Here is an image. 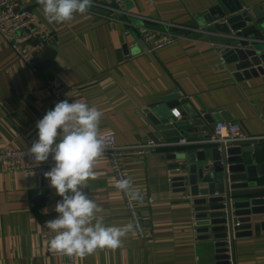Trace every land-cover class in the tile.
Listing matches in <instances>:
<instances>
[{
  "label": "crops",
  "instance_id": "obj_1",
  "mask_svg": "<svg viewBox=\"0 0 264 264\" xmlns=\"http://www.w3.org/2000/svg\"><path fill=\"white\" fill-rule=\"evenodd\" d=\"M238 1L244 8L264 3ZM18 2L50 32L47 48L55 50V57L47 61L46 48L32 72L0 38V148L30 147L37 139V121L53 109L50 79L64 87L70 102L81 99L101 110L100 129L113 133L119 146L152 140L146 112L156 107L177 115L171 120L184 123L178 138L192 144L204 141L214 123L224 120L219 110L228 119L224 121L239 124L251 136H264L259 116L264 115V74L235 79L233 65L223 63L219 47L200 36L188 35L152 51L150 42L142 40L143 28L159 29V22L207 26L202 13L214 0H124L132 17L111 11L113 0H93L87 14L67 23H49L38 0ZM173 102L177 105L170 106ZM203 112L214 123L208 125ZM173 150L161 147L122 162L132 192L139 194L135 208L144 236L133 229L119 248H98L79 257L78 264H219L213 240L192 230L190 200L171 186L167 155ZM94 173L84 190L103 209L105 224L132 225L105 156L98 158ZM60 199L44 176L0 171V264H62L61 258L46 254L42 232V224L56 217ZM251 230V235L234 239L233 264H264V230L259 222H251Z\"/></svg>",
  "mask_w": 264,
  "mask_h": 264
},
{
  "label": "water",
  "instance_id": "obj_2",
  "mask_svg": "<svg viewBox=\"0 0 264 264\" xmlns=\"http://www.w3.org/2000/svg\"><path fill=\"white\" fill-rule=\"evenodd\" d=\"M202 17L207 39L219 47L223 63L233 65L235 79L264 74V3L244 8L238 0H214ZM44 54L52 61L55 50L47 48ZM173 103L170 106L177 105ZM146 113L154 129L150 135L154 142L174 140L182 134L179 127L184 123L171 120L177 115L170 116L160 107ZM219 116L228 120L220 110ZM191 119L196 122L199 117ZM203 119L208 125L215 121L209 113H204ZM207 139L209 136L202 142L176 147L167 155L171 186L190 200L196 233L213 240L214 259L219 264H233L234 239L251 235V222H259L264 230V137L231 144Z\"/></svg>",
  "mask_w": 264,
  "mask_h": 264
},
{
  "label": "clouds",
  "instance_id": "obj_3",
  "mask_svg": "<svg viewBox=\"0 0 264 264\" xmlns=\"http://www.w3.org/2000/svg\"><path fill=\"white\" fill-rule=\"evenodd\" d=\"M93 0H38L49 23L71 22L77 14H87ZM70 95V93H68ZM72 96V95H70ZM103 113L86 101H59L37 121V139L29 155L40 165L51 156L54 165L44 173L49 186L61 197L54 206L58 214L47 221L52 235L51 251L69 257L83 258L98 248L116 249L122 238L133 230L131 224L106 225L103 209L85 192L86 181L95 178L94 167L105 151L110 133L100 129ZM115 187L132 193L129 178L119 179Z\"/></svg>",
  "mask_w": 264,
  "mask_h": 264
},
{
  "label": "built area",
  "instance_id": "obj_4",
  "mask_svg": "<svg viewBox=\"0 0 264 264\" xmlns=\"http://www.w3.org/2000/svg\"><path fill=\"white\" fill-rule=\"evenodd\" d=\"M124 0H113V6L109 9L114 11L115 14L120 16L133 15L128 13L123 8ZM149 4L151 2L149 1ZM141 17V16H138ZM141 19H144L141 17ZM160 28L146 27L141 31L142 40L150 43V50H157L161 47L169 45L188 35H196L207 39V33L202 27H187L159 22ZM129 32L125 30L127 35ZM0 38L6 42L13 50L14 54L32 72H36L37 65L35 63L37 57L47 48L51 38L42 24L37 20L34 14L26 9H23L18 0H0ZM49 95L53 98V108L59 101L67 99L64 96V87H62L57 80L50 79L47 84ZM69 101V99H67ZM70 102V101H69ZM71 103V102H70ZM260 120L264 125V115L259 114ZM107 137V147L103 152L109 162L116 182L121 178H127V174L123 167V160L139 156L145 152L154 151L161 147L176 148L179 146H188L192 142L184 137L167 141L166 143H158L148 141L144 143H136L129 146H119L116 144V139L113 133ZM264 136H251L241 129L239 124L231 121H218L214 123L212 133L209 139L205 140L210 143H224L231 144L240 141L257 140ZM198 143V142H197ZM195 144V143H194ZM54 165L51 156L49 160L36 165V162L29 155V147L23 148H0V171L2 172H15L21 171L25 174L44 176V173L49 171ZM120 195L124 201L125 208L131 218L133 229L137 236L143 237V227L136 212L135 199L132 194L123 192ZM147 203L150 204L152 199L147 197ZM58 214H56L57 216ZM192 230L196 233L195 224L193 222ZM42 232L45 239V250L49 257H59L62 259V264H78L79 257H69L50 250L48 241L52 235L51 231L47 228V222L42 224Z\"/></svg>",
  "mask_w": 264,
  "mask_h": 264
}]
</instances>
